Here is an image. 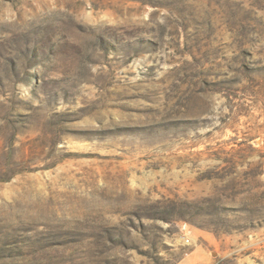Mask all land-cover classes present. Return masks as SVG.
<instances>
[{
	"label": "rangeland",
	"instance_id": "obj_1",
	"mask_svg": "<svg viewBox=\"0 0 264 264\" xmlns=\"http://www.w3.org/2000/svg\"><path fill=\"white\" fill-rule=\"evenodd\" d=\"M0 264H264V0H0Z\"/></svg>",
	"mask_w": 264,
	"mask_h": 264
}]
</instances>
